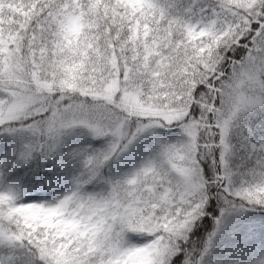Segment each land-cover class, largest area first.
I'll return each instance as SVG.
<instances>
[{
  "label": "snow or ice",
  "instance_id": "1",
  "mask_svg": "<svg viewBox=\"0 0 264 264\" xmlns=\"http://www.w3.org/2000/svg\"><path fill=\"white\" fill-rule=\"evenodd\" d=\"M0 264H264V0H0Z\"/></svg>",
  "mask_w": 264,
  "mask_h": 264
}]
</instances>
